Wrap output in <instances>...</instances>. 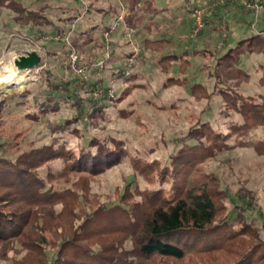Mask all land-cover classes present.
Masks as SVG:
<instances>
[{"label": "trees", "instance_id": "obj_1", "mask_svg": "<svg viewBox=\"0 0 264 264\" xmlns=\"http://www.w3.org/2000/svg\"><path fill=\"white\" fill-rule=\"evenodd\" d=\"M43 1L47 2L43 7L30 9L18 0H0V10L9 11L13 22L25 28L28 41L67 39L60 48L42 45L43 68L22 93L15 92L10 99L0 96V263L264 264V239L250 218L258 205L254 192L238 186L232 193L211 175L199 185L183 182L194 165L230 150V140L264 155V141L247 139L251 132L264 128V94L250 96L222 86L221 77L225 69L239 66L241 55L260 56L257 84L264 89V25L237 43L239 47H227L221 54L187 48L178 53L171 37L146 34L156 24L171 25L154 21L163 11L158 6L161 0H106V9L92 0H70L73 5L65 1L66 5L58 3L55 8L48 5L53 0ZM195 1L200 3L198 7ZM224 1L226 5L239 2ZM247 1L257 2L264 12V0ZM181 2H189L191 8L184 10L195 21V11L219 0ZM53 12L63 16L51 19ZM121 14L126 15L119 21ZM96 15L115 18L124 29L122 38L126 32L132 34V41L139 42L163 77L162 89L182 88L186 96L199 102L215 99L220 116L239 120L222 130L208 117L194 118L171 141L168 154L152 159L157 147L145 143L131 147L116 134L91 133L84 126L85 119H105L110 107L129 94L125 88L117 99L107 98L101 71L108 67L125 84L136 78L124 68L112 67L118 58L111 56L112 48H121L116 43L109 53L107 42L102 41L99 60L83 62L84 50L77 43L80 38L72 36L80 33L75 30L78 24L84 28L81 45L96 40L88 32L100 30L101 36L113 37L117 29L103 26ZM143 20L148 22L146 26L136 29L135 23ZM201 20L204 33L219 32V20L203 11ZM228 40L223 43L229 44ZM72 53L77 56L75 68L68 62ZM206 53L215 60L210 91L205 82L190 81L189 73L192 58L206 59ZM124 54L126 60L134 58L131 48ZM49 57L59 64L61 74L47 66ZM207 69L201 65V70ZM85 73L90 74L87 79ZM237 75L245 80L249 77L240 69ZM119 114L127 115L123 110ZM21 118L41 126V143L28 140L26 127L13 131L8 126ZM69 136L77 138L75 146L70 145ZM121 163L128 164L132 179L111 201L98 200L91 193L92 182Z\"/></svg>", "mask_w": 264, "mask_h": 264}, {"label": "rangeland", "instance_id": "obj_2", "mask_svg": "<svg viewBox=\"0 0 264 264\" xmlns=\"http://www.w3.org/2000/svg\"><path fill=\"white\" fill-rule=\"evenodd\" d=\"M18 1L30 9H34L37 6L43 7L47 4L43 0ZM65 1H69V4L73 5L70 0H53L48 2V5L50 8H55L58 3L66 5L67 2L65 3ZM86 1L88 0H84L85 3H88ZM92 2L97 7L98 5L104 9L108 7L106 0H92ZM193 2L194 0H190V3ZM102 3L103 5H101ZM195 3L197 7L200 4L198 1H195ZM232 3L226 5L224 0H219V3L204 5L203 8H199L203 13H208L209 17L220 22L219 32L206 34L203 31L205 26L196 29L199 26L194 19L190 20L191 17L185 12V10L191 8L189 2L183 4L181 0H161L158 6L163 11L155 17L156 20L154 19V21H164L166 24L171 25L167 26L164 24L161 26V24H156L150 32H146L147 37L159 35L171 37L177 43L173 50L178 53L187 48L186 51H191V49L211 50L215 54H221L228 48H237L239 47L237 43L247 39L258 30V27H263L264 12L257 6V2L239 0L238 4ZM125 15L121 14L119 21ZM57 16L63 15L56 12L50 15L51 19H55ZM96 19H100V16L96 15ZM100 21L103 26L117 27L113 37H109L105 33L101 36L100 30L88 32L87 34L96 40L81 45L83 43V35H80V33H83L84 28L80 24L75 27V30H79L80 33L73 32L72 34V36L80 38L77 43L84 50L83 62L90 63L99 60L97 52H100L99 48L102 41L107 42L106 50L109 53L112 43H116L121 48H112L113 53L111 56L113 58L118 56L117 62H114L112 67L124 68L127 75H136V78L131 84L129 81L125 84L115 78L108 67L101 71L103 72L101 76L103 77L102 85L107 88V98L117 99L125 88H129V94L122 102H117L116 106L110 107L105 119L98 117H87L85 119L87 126H84L91 133L105 131L110 134H116L123 140L124 144L126 143L131 147L139 145V143H145L147 147H157V150L151 153L149 157L152 159L168 154L171 149V141L179 134L184 133L194 118L208 117L214 127L222 130H226L228 123L239 120L235 116L231 118L220 116L215 99L210 102H199L186 96V92L182 88L169 87L162 89L163 77L150 63L151 58L141 50L139 42L134 43L132 41V34L126 32L127 34L122 38L124 29L115 18L104 17ZM147 23L146 20L136 22L135 28H142ZM25 36V28L13 22L12 14L7 10H0V96L6 99H10L15 92L22 93L31 81H36L35 79L39 75L35 74L33 69L31 71L17 70L13 62L18 57L27 56L29 53L35 52L42 62V53H44L42 45L50 44L52 48H60L67 41V39H64L60 42L42 40L31 42L25 39ZM159 37L162 38L163 36ZM227 37L229 38V44L223 43V40L227 39ZM124 43L129 44L125 45ZM91 48L94 49L91 50ZM129 48L134 51V58L126 60L124 52L128 51ZM77 53L79 52L76 51ZM206 55V59H202L199 56L192 58V67L189 73L190 81L196 79V82H205L210 91L215 82V60L209 57V53H206ZM243 55L238 60L239 66L225 69L221 72V77L224 80V84L221 85L228 86L245 95L258 96L264 94V89L257 84L259 75L256 71V65L261 57ZM201 65L208 66V69L206 71L201 70ZM47 66H50L56 74H61L60 66L55 62L54 58L51 59L49 57ZM239 69L249 75L248 79H242L237 75ZM89 75V73H85L84 79H87ZM113 103L114 100L111 101V104ZM105 105L109 106L110 102L105 101ZM119 110L126 111L127 115L123 117L119 114ZM52 119L55 118L52 117ZM217 120L218 122L216 123ZM8 126L13 131L26 127L24 134L28 137V140L35 139L36 143H41V126L29 123L22 118L18 119L17 122L12 121ZM84 126H80V128L84 130ZM67 138L71 146H75L78 142L76 137L69 136ZM247 139L264 141V128H258L251 132ZM154 142H157L158 145H152ZM228 143L232 146L230 150L217 155L211 160H206L202 164L194 165L186 177L183 178V182H186L187 185H199L206 182L211 175L216 177L215 181L221 187L228 188L232 193L238 186H244L248 190L253 191L258 205L251 210L250 218L253 219V226L258 229L260 236L264 239V155L258 156L252 150L241 147L236 142V139L230 140ZM132 174L127 163H121L112 169L110 168L95 178L91 184V193L102 202L111 201L116 192L120 191L132 179ZM0 264L7 263L1 262Z\"/></svg>", "mask_w": 264, "mask_h": 264}, {"label": "water", "instance_id": "obj_3", "mask_svg": "<svg viewBox=\"0 0 264 264\" xmlns=\"http://www.w3.org/2000/svg\"><path fill=\"white\" fill-rule=\"evenodd\" d=\"M40 63L41 58L38 56V54L31 52L27 56L18 57V59L13 62V65L19 71H31L32 69L38 67Z\"/></svg>", "mask_w": 264, "mask_h": 264}, {"label": "built area", "instance_id": "obj_4", "mask_svg": "<svg viewBox=\"0 0 264 264\" xmlns=\"http://www.w3.org/2000/svg\"><path fill=\"white\" fill-rule=\"evenodd\" d=\"M256 8H258V7H256ZM201 15H202V11H200V10H197L194 13L195 23H197V25L199 26V27H196V29L202 27ZM43 38H44V40H48L49 37H43ZM68 62L70 63L72 68H75L76 63H77V56L72 53L71 55H69V61ZM42 68H43V65H39L38 67L34 68L33 71L35 74H39ZM79 72H81V71L79 70Z\"/></svg>", "mask_w": 264, "mask_h": 264}]
</instances>
